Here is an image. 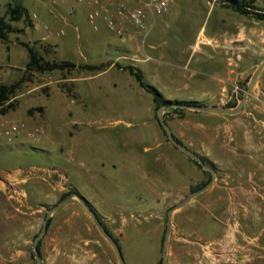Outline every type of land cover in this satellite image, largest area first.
Instances as JSON below:
<instances>
[{
	"label": "rangeland",
	"instance_id": "374dc122",
	"mask_svg": "<svg viewBox=\"0 0 264 264\" xmlns=\"http://www.w3.org/2000/svg\"><path fill=\"white\" fill-rule=\"evenodd\" d=\"M57 1L89 8L76 0ZM10 3L27 8L38 25L33 28L24 21L15 23L16 30L6 39H0V81L13 83L26 77L8 102H15L16 108L8 113H3L0 108L1 118L7 122L24 121L30 127L44 125L46 129L38 138L30 137L25 130L14 140L0 136V183L8 186L0 187V264H39L33 249L35 238L43 229L49 209L72 188H78L104 212V221L120 239L130 264H158L157 257H163V236L169 211L191 194L192 188L182 191L174 198L172 206L162 210L164 227L161 232L156 230V221L151 219L155 209H142L136 214L137 224H125L118 205L135 203L127 183L132 178L120 168L122 175L119 170L120 183L117 184L112 176L117 172L111 162L134 151L145 152L147 144L156 146L145 116L124 112L122 106L116 105L115 99L120 100L122 93L111 85L108 76L97 77L90 83L98 84L102 99H113L115 105H102L105 111L99 113L93 112L95 105L85 113L54 111L49 103L52 96L49 81L55 76L51 77L49 72H26L25 63L29 61L30 53L23 45V42L35 45L49 34L47 26H52L51 11H56L54 0H0V17L7 15ZM253 5L252 10L264 13V0H253ZM164 15L166 25L188 26L198 31L203 27L207 34L217 25H229L230 31L235 33L264 25L253 16L211 0H171ZM84 23L92 25L89 12L88 18L84 15ZM36 47L44 53L41 43L37 42ZM247 48L241 42L236 45L230 42V63L239 60ZM260 64L253 65L231 86L230 92L222 96L225 105L241 100ZM261 77L252 94L257 87H264V76ZM62 83L59 84L64 91H71ZM258 100L254 98L252 104ZM40 106L44 110L38 109ZM254 114L249 113L247 117L257 124L258 117ZM79 116L84 118L83 126L73 121ZM99 126L103 127L99 129ZM160 127L164 133V128ZM262 131L264 135V124ZM164 136L169 138L166 133ZM228 139L230 145H236V138L229 135ZM174 149L188 158L186 152ZM161 150L155 147L149 154ZM242 151L248 156L245 157L247 163L243 176L217 173L216 180L207 190L175 213L169 264H264V200L261 196L264 194V176L259 175L264 169L257 163V159L264 162V148L260 143L259 148ZM255 156L256 160L253 159ZM190 159L194 161L192 157ZM167 162L173 163L166 159ZM198 167L197 184L208 178L205 169ZM9 171H17V182L4 181ZM73 183L77 187H73ZM245 193H254L256 203L238 202L239 196ZM52 218L42 247L47 264H121L115 247L79 198L70 200Z\"/></svg>",
	"mask_w": 264,
	"mask_h": 264
},
{
	"label": "crops",
	"instance_id": "0c3cea01",
	"mask_svg": "<svg viewBox=\"0 0 264 264\" xmlns=\"http://www.w3.org/2000/svg\"><path fill=\"white\" fill-rule=\"evenodd\" d=\"M117 2L122 3L124 0ZM54 3L56 11H51L52 26H47L49 34H46L44 40L37 41L43 46L45 56L51 60L102 69L49 71L51 77L55 76L49 81L52 88L49 103L57 112L85 113L95 105L93 112L99 113L105 111L102 105H115L116 100V105L122 106L121 110L124 112L135 115L143 113L154 135L155 147L162 150L151 155L149 152L155 147L147 144L145 152L134 151L123 159L112 161L117 172L112 176L119 184L118 172L124 169L125 175L132 178L127 183L130 186L129 190L133 192L132 200L134 199L135 203L118 205L125 218V224L130 226L137 224L135 217L140 210L155 209L156 213L153 212L151 219L156 221V230L161 232L164 227L162 210L172 206L174 198L182 191H187L198 183L199 167L195 161H191L187 153L166 139L165 130L163 133L160 127L162 125L157 118L154 93L144 87L137 76L127 68L133 67L140 71L145 82L156 87L164 99L196 100L205 105L224 106L222 96L230 92L231 86L240 76L264 60V25L259 24L258 27L248 30L241 29L238 33L230 31L229 25L228 27L217 25L207 34L203 27L198 31L188 26L166 25L165 15L156 16L151 13L146 30L127 25L125 36L122 38L112 32L102 18L99 19L101 23L98 22L99 29L84 23V15L88 18V12L95 9L93 5H88L89 8L86 9L78 5H69L67 1L54 0ZM128 5L133 8L137 2L132 0ZM221 21L225 22L223 19ZM37 25L34 22L33 28H37ZM230 42L235 45L241 42L248 47L239 60L231 63L228 58ZM58 75L60 77H57ZM262 75L264 76V69ZM101 76H108L111 85L122 93L120 100H111L108 97L102 99L101 93L98 92L101 91L97 88L98 84L90 83V80ZM60 82L69 86L71 91H64L60 87ZM99 85L103 87V84ZM261 95L264 96V87H257L245 109L234 115L193 108L177 111L172 107L166 112V118L177 138L200 153L208 164L215 167L218 174L243 176L247 163L245 157L248 156L242 150L251 151L255 147L259 148L260 143L264 148L262 135L264 98L261 100L259 97ZM256 97L259 100L252 104ZM252 112L258 117L257 124L252 123L247 117V114ZM3 121L6 119L3 118ZM73 121L83 126L84 118L79 116ZM229 135L236 138L235 146L230 145ZM174 148L184 152L188 158H184ZM166 159L172 160L173 163H165ZM253 159L256 160L257 157ZM257 163L264 169L262 160L257 159ZM103 165L105 166L106 162L103 161ZM184 167L188 168L187 171H184L186 170ZM7 175L8 178L4 181L17 182V171H9ZM259 175L264 176V170ZM0 187L8 188L3 183H0ZM73 187L77 186L73 183ZM242 190L247 193V189ZM246 193L239 196L237 201L255 204L257 196L254 193L251 195ZM261 196L264 200V194ZM87 199L91 202L89 198ZM94 207L104 221V212L95 205ZM125 211L129 215H126ZM124 252L127 258L125 249ZM160 259L157 257L156 262L159 263Z\"/></svg>",
	"mask_w": 264,
	"mask_h": 264
},
{
	"label": "trees",
	"instance_id": "16d2710c",
	"mask_svg": "<svg viewBox=\"0 0 264 264\" xmlns=\"http://www.w3.org/2000/svg\"><path fill=\"white\" fill-rule=\"evenodd\" d=\"M217 4L223 5L226 8H232L233 10L244 14V15H250L254 18L264 21V13L252 10L251 8L254 7L253 0H211ZM244 2L248 4H244ZM26 22L29 26L33 27L34 22L30 16V13L27 8H25L21 4H12L10 3L8 6V13L5 16L0 17V39H6L7 36L14 32L16 30L15 23L20 22ZM23 45L29 50L30 52V61L27 63L26 66V72H49V71H55V70H66V69H77V68H83V69H102V67H94L90 65H82L78 66L77 64L73 62L68 61H59V60H51L48 59L45 54L39 50L36 45H31L27 42H23ZM131 72H133L141 84L149 89L152 93L155 95V100L157 102V118L159 119L158 110L163 105H175V104H197L199 101L196 100H170V99H164L161 92L154 86L149 85L147 82H145L143 75L140 71L136 70L133 67H128ZM26 77H22L19 81L13 82V83H4L0 81V108L2 109L3 113H8L12 108H16L17 104L15 102L8 103L13 96L16 95L17 91L25 81ZM237 102H233L231 104H227L226 106L232 107L235 106ZM40 110H44L43 106L38 107ZM34 110V109H32ZM175 110L182 111L184 110V107H175ZM160 121V120H159ZM163 127V126H162ZM165 130V129H164ZM166 133V131H165ZM167 134V133H166ZM169 139V138H168ZM170 140V139H169ZM182 141V140H181ZM200 167H202V164L193 159ZM203 168V167H202ZM208 174V178L203 180L201 183L194 185L192 187V190L195 191L197 189L202 188L206 183H208L212 177V174L204 170ZM79 191L77 188H72L71 190L65 192L61 198V200L70 194L71 192ZM53 221V218L51 219L50 225L51 226ZM105 223V221H104ZM107 228L114 234V232L111 230V228L105 223ZM167 231V228H166ZM166 231L163 236V242L165 240ZM115 235V234H114ZM117 240L121 243L120 239L116 236ZM122 245V244H121ZM40 249L43 253V239L40 242ZM163 257L160 259L158 264H162Z\"/></svg>",
	"mask_w": 264,
	"mask_h": 264
},
{
	"label": "water",
	"instance_id": "95a60500",
	"mask_svg": "<svg viewBox=\"0 0 264 264\" xmlns=\"http://www.w3.org/2000/svg\"><path fill=\"white\" fill-rule=\"evenodd\" d=\"M264 69V60L261 62V64L257 67L253 75L251 76V79L248 83L247 90L245 91L243 97L241 100L237 103V105L233 107L229 106H218V105H205L202 103H197V104H175V105H163L160 107L158 111L159 115V120L163 128L165 129L169 139L171 142H173L177 147L182 149L184 152L189 154L193 159L198 161L199 163L202 164V167L205 170H208L211 172L212 177L208 183H206L202 188L197 189L193 191L191 194H189L185 199L180 201L178 204L174 205L170 211H169V218H168V226H167V231H166V236L164 240V248H163V262L162 264H169V253H170V244H171V237H172V232L174 228V216L175 213L184 207L186 204H188L192 199H194L196 196L207 190L213 182L216 180L217 177V171L216 169L208 164L204 157L191 149L188 145H186L183 141L177 138L175 133L172 130L171 125L169 124L167 118H166V112L171 109L172 107H184V108H193L205 112H212V113H224V114H238L242 111L243 107L248 101V98L252 94V91L254 87L256 86L261 73ZM79 198L80 201L85 205V207L88 209L90 212L93 220L95 221L96 225L98 228L101 230V232L104 234V236L112 243V245L115 247L118 256L120 258L121 264H128L124 249L121 245V243L117 240L116 236L107 228L105 225L103 219L99 215L98 211L94 207V205L80 192V191H74L65 196L59 203H57L55 206L51 207L47 213L43 229L42 231L36 236L35 238V243H34V255L39 262V264H47L46 260L44 259L43 253L40 249V242L41 240L46 236L49 230V225L51 222V219L55 212L60 210L65 204H67L70 200L73 198Z\"/></svg>",
	"mask_w": 264,
	"mask_h": 264
},
{
	"label": "built area",
	"instance_id": "2783aa9c",
	"mask_svg": "<svg viewBox=\"0 0 264 264\" xmlns=\"http://www.w3.org/2000/svg\"><path fill=\"white\" fill-rule=\"evenodd\" d=\"M76 1L95 7L89 13V20L96 29H99L98 20L102 18L108 28L122 38L125 36L127 25H134L146 30L150 14L153 13L156 16L164 15L169 10L171 2V0H134L137 5L131 8L128 4L132 0H124L122 3H118L117 0ZM45 129L44 125L30 127L24 121H3L0 114V136L9 140L18 138L24 130L30 137L38 138Z\"/></svg>",
	"mask_w": 264,
	"mask_h": 264
}]
</instances>
